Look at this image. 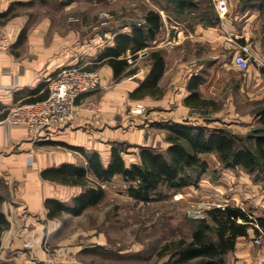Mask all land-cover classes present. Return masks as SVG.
I'll list each match as a JSON object with an SVG mask.
<instances>
[{"label":"crops","instance_id":"crops-1","mask_svg":"<svg viewBox=\"0 0 264 264\" xmlns=\"http://www.w3.org/2000/svg\"><path fill=\"white\" fill-rule=\"evenodd\" d=\"M48 1L0 0V29L9 42L7 49H0V180L7 186L6 199L1 209L9 221V226L3 230L0 238V264H81L79 256L84 246L83 240L79 238L84 229L80 227L73 234L64 235L70 229L63 215L75 214L63 211L51 217L50 208L45 204L46 199H54L72 206L74 198L84 190L78 182L66 181L53 172L66 164L88 167L86 155L76 149L77 147H82L88 154L97 152L106 166L112 147L124 146L126 150L122 151V156L125 164L130 165L138 161L140 146L164 149L168 145L166 137L169 131L156 126L157 122L172 120L202 124L191 120L190 114L196 108L184 101L190 93L188 83L193 75L200 76L198 90L202 98L211 101L206 108L217 109L216 113L223 111L215 118L207 117V121L218 119L223 122L225 105L231 106L238 96L234 90L239 92L241 87H248L250 82L255 83V89H258V80L264 70L263 35L256 37L253 43L245 36L248 28L241 31L233 24L230 25V20L234 21L238 16L228 18L226 11L228 6L232 7V3L228 5L227 0L222 11L217 10L216 0H213L219 17L216 25L203 24L198 17L193 26H188L185 20H171L168 16L165 19L163 16L161 31L149 42L150 45L139 50L135 59L128 51L126 58L135 71L120 79L114 78V69L108 62H100L96 58L106 46L113 44L115 32L126 31L120 29L95 35L88 41L91 54H85V58L79 51L80 43L74 47L73 33L70 40L59 31L52 30V19L48 12L33 19L36 9L47 7ZM9 8L11 10L8 15L3 16L1 13ZM169 25L175 29L174 32L168 30ZM23 30L25 38L18 43ZM224 31H229V34L226 35ZM235 32L238 34L234 35ZM244 43L249 44L259 60L253 69L250 62L245 71L233 63L234 53L238 51L239 44ZM193 44L200 46L204 53L201 58L203 60L196 63L193 60L173 57L176 49H185ZM226 48H232L228 58L224 53ZM152 50L162 51L165 59V70L158 80L160 91L132 97L131 93L145 80L151 69ZM71 65L89 67L91 72H96L101 77V86L97 90L79 97L71 121L42 131L39 139L35 140L24 126L7 120L9 109L29 98L31 89L41 83L45 84L56 69ZM242 71L247 77L243 82L236 80L231 95L220 101L223 104L221 106L214 97L221 96L225 83L234 78L238 79ZM41 92L42 90L39 93ZM136 102L146 105L144 114L130 112V107ZM231 108L233 115L242 118L235 114L234 104ZM5 112L7 114L3 115ZM235 122L242 123L240 120ZM223 124L226 125L225 122ZM251 125V121L243 124L246 128ZM207 126L222 127L211 126L209 123ZM209 155L215 157L216 164L203 154L210 168L204 174L200 187H186L182 192L197 193L200 188L199 200L207 204L206 209L216 206L217 202L226 201L223 205L242 207L254 217L264 216V183L255 181L241 167L224 168L216 153ZM215 169L218 174L212 179L210 172ZM86 177L88 184L98 182L102 185L105 190L103 197L107 195L108 183L116 177L123 180L126 189L129 185L120 174L100 181L88 170ZM226 189L231 192L229 198H223L222 193ZM97 203L87 205L75 216L83 214ZM256 236L262 237V244L254 242ZM48 240L58 254L49 252L45 247ZM228 257L234 264H264V233L256 234L254 228L249 227L247 235L238 236L235 249Z\"/></svg>","mask_w":264,"mask_h":264},{"label":"trees","instance_id":"trees-1","mask_svg":"<svg viewBox=\"0 0 264 264\" xmlns=\"http://www.w3.org/2000/svg\"><path fill=\"white\" fill-rule=\"evenodd\" d=\"M73 0H63L68 4ZM168 17L177 21L198 13L199 22L216 25L219 17L211 0H156ZM247 3V2H246ZM11 8L1 13L8 15ZM172 14V15H171ZM144 23L132 24L126 32L118 31L113 36V44L106 46L98 55L97 61H106L114 69V78L120 79L135 71L130 67L126 55L137 57L139 50L147 47L161 31L162 15L159 9H148L143 18ZM185 20V19H183ZM196 23L193 20L189 26ZM25 38V30L20 33L18 43ZM264 41V36H263ZM151 69L145 80L132 93V97H141L143 93H156L159 90L158 80L165 70V59L162 51L152 50ZM86 70H92L89 67ZM199 75H193L188 83L190 93L185 103L191 107H207L211 102L202 98L198 85ZM42 90L41 93H39ZM26 101H36L48 95V88L41 83L30 90ZM5 112L3 115H6ZM264 122V107L257 113ZM156 126L168 129V145L164 149L152 146H140L138 161L125 164L122 151L126 147L114 145L108 164L101 162L97 152L88 154L82 147H77L88 159V167L63 165L53 170L54 175L66 181L78 182L84 190L74 198L73 205H67L54 199H46L51 217L63 211L80 214L89 204L99 202L105 190L98 182L88 184L87 171H92L100 181L111 179L115 174L123 176L129 183L126 191L129 196L149 202L163 197L165 188L171 192L186 187H198L209 170V163L203 157L205 153H216L224 168H243L255 181L264 183V127H256L251 132L240 134L224 127H208L186 121L157 122ZM47 176L45 172H42ZM7 186L0 180V238L4 229L9 226L1 209L6 199ZM203 217L193 218L194 225L189 237H180L166 241L159 250V255H167L165 264H234L229 260V253L235 249L238 236L248 234L253 227L256 234L264 233V216H255L236 205L212 206L205 210Z\"/></svg>","mask_w":264,"mask_h":264},{"label":"rangeland","instance_id":"rangeland-1","mask_svg":"<svg viewBox=\"0 0 264 264\" xmlns=\"http://www.w3.org/2000/svg\"><path fill=\"white\" fill-rule=\"evenodd\" d=\"M201 1L204 2V0ZM227 1L228 5L232 3V7L228 6V11H226L228 18L238 16L234 18V21L230 20V25L233 24L235 28L241 29V31L248 28L249 31L246 32L245 36L253 43L256 37L264 36V0ZM211 2L213 3V0ZM150 8L159 9L162 17L167 19V13L160 8L156 0H73L68 4H62L60 0H49L47 7L42 6L36 9L33 19H38L40 15L48 12L52 19V30L59 31L70 40L73 33L75 37L74 47L80 43L79 51L86 58L87 55L91 54L88 44L91 38L97 34L103 35L104 32L108 31L120 29L127 31L130 30L132 24L144 23V14ZM197 16L198 13H193L180 21L185 19L188 25L193 20H197ZM171 18V20H176L173 16ZM168 30L174 32L175 29L169 25ZM229 30L231 31V29ZM228 32L224 31L226 35L229 34ZM235 34L238 33L235 32ZM231 49L226 48L224 50L226 58L230 57ZM173 57H181L198 63L203 60L201 58L204 57V53L199 45L193 44L188 45L185 49H176ZM257 61L259 63L258 59H251L250 67L252 69L254 65H257ZM59 69H56L50 76ZM244 71L240 72L238 79L234 78L225 83V89L221 92V96L214 97L218 104L222 106L220 101L231 95L236 80L243 82V79L247 77L243 74ZM263 73L258 80L260 82L258 89H255V83L250 82L248 87H241L239 92L234 90L238 95H235L233 103L234 112L241 115L242 118L233 115L231 108L233 104L231 106L226 104L223 122L218 119H211V122H208L207 117L215 118L223 111L216 113L217 109L206 107L196 108L190 114L191 120L206 125L209 123L211 126H222L231 131L236 130V133L242 135L251 132L256 127H264V122L257 115L260 109L264 107ZM50 82L46 80L45 83L48 89ZM24 102L29 101L23 100L20 103ZM131 108L129 109L130 112L136 114ZM235 120H240L242 123L238 124ZM249 121L252 122L251 127L243 126ZM224 122L226 125L223 124ZM209 154L212 153H205L204 155L208 157L210 162L215 163V157ZM211 172L210 176L213 179L218 174V170L215 169ZM124 185L123 180L116 177L108 183L107 195L100 202L79 216L63 215L64 221L70 229L68 232H64V235L67 233L71 235L75 229L80 227L84 229L79 238L83 240L84 246L79 256L81 264H165L168 254L159 255L161 246L169 240L183 236L189 237L194 225L193 218L206 215L205 209L208 206L199 200L201 199L200 188L197 189V193L191 194H186L182 190L171 192L163 188L162 192L165 194L163 197L145 202L129 196ZM230 194L229 189L222 193L223 198H229ZM220 202L223 204L226 201ZM45 247L49 252L54 251V254H58L56 249H52L49 240L45 242Z\"/></svg>","mask_w":264,"mask_h":264},{"label":"built area","instance_id":"built-area-1","mask_svg":"<svg viewBox=\"0 0 264 264\" xmlns=\"http://www.w3.org/2000/svg\"><path fill=\"white\" fill-rule=\"evenodd\" d=\"M218 11L225 8V0H216ZM9 42L0 29V49H7ZM129 61L132 59L129 56ZM251 59L257 57L248 43L239 44L238 51L233 55V63L241 70H246ZM51 81L47 97L36 101L16 105L7 114V120L16 125L24 126L38 140L42 131L67 123L74 118L77 101L84 93L97 90L101 86V77L96 72L86 70L83 66L64 67L50 76ZM131 110L136 114H144L147 110L143 102H136ZM216 206H224L217 202ZM256 244H262L261 236L254 238Z\"/></svg>","mask_w":264,"mask_h":264}]
</instances>
